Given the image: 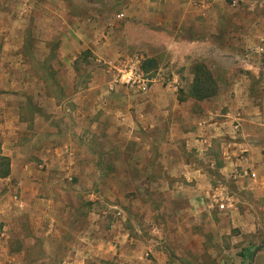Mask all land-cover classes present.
Instances as JSON below:
<instances>
[{
  "label": "rangeland",
  "instance_id": "rangeland-1",
  "mask_svg": "<svg viewBox=\"0 0 264 264\" xmlns=\"http://www.w3.org/2000/svg\"><path fill=\"white\" fill-rule=\"evenodd\" d=\"M263 45L264 0H0V264H264L257 150L196 119L261 108Z\"/></svg>",
  "mask_w": 264,
  "mask_h": 264
},
{
  "label": "crops",
  "instance_id": "crops-1",
  "mask_svg": "<svg viewBox=\"0 0 264 264\" xmlns=\"http://www.w3.org/2000/svg\"><path fill=\"white\" fill-rule=\"evenodd\" d=\"M207 48H210V47H207ZM213 49L216 50V52H213V54L214 53L217 54V52L222 51V48H220V47L215 48V46H214ZM227 100H228V102H230V101L236 102L238 100V98H237V100H234L232 97H228ZM249 101L251 102V100H249ZM219 102H217V103L219 104ZM227 111H229V110H226L223 107L219 106L218 108L215 107L212 109L210 108V110L207 109L205 111V114L203 112H201V116H200V114H197L196 116L200 117L199 120H198V118H196L197 121L199 123H201V124H199L201 126L200 129L204 128V126L207 123L206 119H203V117H205L207 114H211V115L213 114V116H215V117H219L221 119H224V123H228L226 118H229V117L234 118V119H232V122H234L232 124L236 125V126H234L235 132L239 133L238 128L240 127L241 129H240L239 135L244 139L243 143L240 146L242 148H245V150H249L248 149L249 147H251L253 150L254 149L257 150V152L252 154V156L247 154V158L244 159V161L246 162L245 164H252V163L256 164L259 167V169L262 170V168H264V121L260 122V120H264V100H263V105L261 106V108H258L257 110H248V111H245V110L244 111L243 110L242 111L241 110L240 111L239 110L232 111V110H230V112H227ZM255 117H257L258 121L254 120ZM239 118L243 119L244 122H251L253 124L256 123L258 126L253 127L252 125H247L248 128H251V130H249L247 128V126L245 125V123L241 124L237 121V120H239ZM203 123H205V125H203ZM224 123H219V124H224ZM219 130L220 129L217 128V131H216L217 134H218ZM232 130H234V128ZM255 138L257 140H255ZM253 143H255V144H253ZM208 146H210V144ZM222 159L228 160L227 157L222 158ZM184 166L188 168L189 164L184 162ZM221 171H222V169H221ZM196 172L201 177H204V174H202L200 171H196ZM263 181H264V176H263Z\"/></svg>",
  "mask_w": 264,
  "mask_h": 264
},
{
  "label": "trees",
  "instance_id": "trees-1",
  "mask_svg": "<svg viewBox=\"0 0 264 264\" xmlns=\"http://www.w3.org/2000/svg\"><path fill=\"white\" fill-rule=\"evenodd\" d=\"M192 70L194 73L193 81L191 83L192 97L197 100H206V97L215 96L217 85L215 79L207 71L205 66L196 64L193 66Z\"/></svg>",
  "mask_w": 264,
  "mask_h": 264
},
{
  "label": "water",
  "instance_id": "water-1",
  "mask_svg": "<svg viewBox=\"0 0 264 264\" xmlns=\"http://www.w3.org/2000/svg\"><path fill=\"white\" fill-rule=\"evenodd\" d=\"M262 248H264V246H259V247L255 248V250H254V254L252 255V259L255 258V255H256V254H257Z\"/></svg>",
  "mask_w": 264,
  "mask_h": 264
},
{
  "label": "built area",
  "instance_id": "built-area-1",
  "mask_svg": "<svg viewBox=\"0 0 264 264\" xmlns=\"http://www.w3.org/2000/svg\"><path fill=\"white\" fill-rule=\"evenodd\" d=\"M133 80H134V79H132V77H127V81H126V82H127V83H130V82H132ZM134 82H135V80L133 81V83H134ZM219 208H220V209H223L224 206H223V205H220Z\"/></svg>",
  "mask_w": 264,
  "mask_h": 264
}]
</instances>
